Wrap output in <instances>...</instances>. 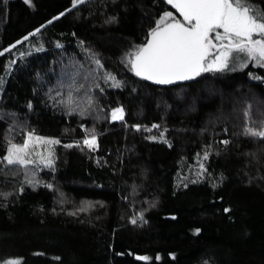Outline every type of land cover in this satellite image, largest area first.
Wrapping results in <instances>:
<instances>
[{"label":"trees","instance_id":"obj_1","mask_svg":"<svg viewBox=\"0 0 264 264\" xmlns=\"http://www.w3.org/2000/svg\"><path fill=\"white\" fill-rule=\"evenodd\" d=\"M164 11L166 0H0V264H264V139L241 128L245 110L264 121V68L173 87L136 77L126 54ZM116 107L123 121L109 118ZM29 132L60 141L50 168L28 170L34 184L3 160Z\"/></svg>","mask_w":264,"mask_h":264},{"label":"snow or ice","instance_id":"obj_2","mask_svg":"<svg viewBox=\"0 0 264 264\" xmlns=\"http://www.w3.org/2000/svg\"><path fill=\"white\" fill-rule=\"evenodd\" d=\"M24 2L30 3V0H24ZM71 2L72 7L75 8L83 4L85 0H71ZM166 2L176 10L181 19L173 16L171 11H164L155 21V26L148 32L146 43L135 46L126 54V62L136 77L158 85H169L176 81L192 80L206 72H224L228 69L234 71L237 66L247 67L249 61L264 67V10L255 6L252 0H166ZM64 14L61 12L59 15ZM58 18L53 17V20ZM36 31L38 32L39 29ZM24 39L27 40L28 37L25 36ZM57 47L60 45L58 44ZM40 50L37 49V51ZM3 51L7 52L9 49L5 48ZM95 64L100 66V61L95 60ZM249 75L252 74L249 73ZM109 78L113 80L114 87H120V82L110 74L106 79ZM254 78L259 79V77ZM74 83L73 80V83L68 84L69 92L66 102L61 101L66 103L68 112L76 110L72 107L71 90ZM61 87L64 85L61 84ZM92 87H99V85L93 82ZM79 88L84 89V84H80ZM57 95L59 96L60 93L58 92ZM88 103L91 105V99ZM85 112L86 109L80 108V115H84ZM243 116L246 121L251 120L248 110L243 112ZM110 118L112 121H123V107L111 109ZM133 127L139 130L140 125H133ZM152 127L158 128L159 125L153 124ZM244 135L264 139V121H261L258 127L249 126L246 123ZM150 139L154 140L156 137H150ZM160 139H164L163 132L160 134ZM34 142L45 145L60 143L59 140L44 137H35L34 141L33 133L29 132L22 144L8 142L7 154L3 156V160L9 166L32 164L33 160L29 158V146ZM164 142L167 143L166 140ZM223 143L227 144L228 141ZM76 144L79 146V142ZM83 145L88 149L96 147L97 137L94 131L91 134L85 133ZM64 146L73 147L72 144ZM204 157L207 159V152L204 153ZM40 159L45 167L51 166L53 152L49 149L47 155H41ZM26 182L34 184L33 179L30 178H26ZM47 187L51 188L52 185L49 184ZM20 191L23 192V187ZM0 195L6 197L8 194L0 193ZM224 211L228 212L229 209L225 208ZM135 222V220L132 221V223ZM137 258L148 259L146 256ZM4 264H18V260L9 259Z\"/></svg>","mask_w":264,"mask_h":264},{"label":"rangeland","instance_id":"obj_3","mask_svg":"<svg viewBox=\"0 0 264 264\" xmlns=\"http://www.w3.org/2000/svg\"><path fill=\"white\" fill-rule=\"evenodd\" d=\"M85 1H87V0H85ZM173 16H174V14H173ZM176 17V16H175ZM177 18V17H176ZM177 19H179V18H177ZM248 64H253L254 66H258V65H256L254 62H251V61H249L248 62ZM264 68V67H263ZM238 69H242V68H240L239 66H237L236 67V70H238ZM228 70H230V71H233V70H231V69H228ZM226 71V70H225ZM235 71V70H234ZM206 73H215V72H206ZM66 90H68L69 88L68 87H66L65 88ZM68 94V93H67ZM80 98V97H79ZM90 99H88L87 98V101H89ZM92 101V103H91V105H85L83 108L85 109V107H93L94 105H93V103H94V100H91ZM111 113V112H110ZM110 113H109V118H110ZM111 119V118H110ZM261 119H262V117L259 119V123H260V121H261ZM249 123H248V125L249 126H252L253 125V123H251V121H248ZM246 123V122H245ZM245 123H244V120H243V123L241 124V128L243 127L244 128V125H245ZM259 123L258 124H256V125H253V127H258L259 126ZM35 137H38V136H35L34 134H33V140L35 141ZM26 138V137H25ZM23 143V142H22ZM56 145V144H55ZM55 145H45V144H43V143H37V142H34L33 144H30V146H29V158L30 159H32L33 160V163L32 164H28V165H26V166H20V165H11V166H15L16 168H18L19 170L17 171V172H24V174H25V176H26V171H28V170H30V171H32V169H36L37 168V170L38 169H48V168H50L52 165H53V163H52V165L51 166H49V167H45L44 165H43V163L41 162V159H40V156L41 155H47V152H48V150L50 149L52 152H53V150H54V147H55ZM54 153V152H53ZM53 161H54V159H53ZM4 163L6 164V162L4 161ZM7 165V164H6ZM25 168V169H24ZM29 172V171H28ZM33 175H34V173H33ZM28 178H30V179H34V176H32V174L29 172V176H28ZM89 205H91V204H88V203H86V202H81L80 204H79V206L81 207V208H86V207H88ZM1 264H4V263H1Z\"/></svg>","mask_w":264,"mask_h":264},{"label":"water","instance_id":"obj_4","mask_svg":"<svg viewBox=\"0 0 264 264\" xmlns=\"http://www.w3.org/2000/svg\"><path fill=\"white\" fill-rule=\"evenodd\" d=\"M169 6H170V8H172L171 5H169ZM172 9L175 12V14L179 17V14L176 12V10L174 8H172ZM144 81L149 83V84H151V85H153V86H157V87H173V86L180 85V84L183 83V81H176L173 84H169V85H158V84L153 83L152 81H146V80H144Z\"/></svg>","mask_w":264,"mask_h":264},{"label":"flooded vegetation","instance_id":"obj_5","mask_svg":"<svg viewBox=\"0 0 264 264\" xmlns=\"http://www.w3.org/2000/svg\"><path fill=\"white\" fill-rule=\"evenodd\" d=\"M171 10H172L171 12L174 14V16H176L177 18L181 19L180 17H178V16L175 14V12L173 11L172 8H171ZM188 81H189V80H188ZM184 82H187V81H183V83H184ZM183 83H182V84H183Z\"/></svg>","mask_w":264,"mask_h":264}]
</instances>
